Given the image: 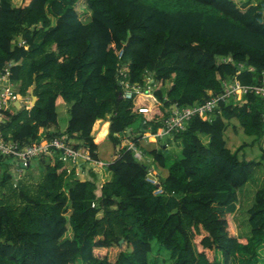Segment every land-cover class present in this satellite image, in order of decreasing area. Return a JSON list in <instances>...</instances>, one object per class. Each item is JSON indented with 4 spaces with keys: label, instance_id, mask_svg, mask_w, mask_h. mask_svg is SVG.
Returning a JSON list of instances; mask_svg holds the SVG:
<instances>
[{
    "label": "trees",
    "instance_id": "16d2710c",
    "mask_svg": "<svg viewBox=\"0 0 264 264\" xmlns=\"http://www.w3.org/2000/svg\"><path fill=\"white\" fill-rule=\"evenodd\" d=\"M81 1L20 0L14 6L0 0V74L8 68L22 101L35 98L31 107L4 111L0 131L19 146L65 135L97 161L92 128L97 120L108 122L117 153L106 167L111 176L100 182L66 177L59 161L40 158L17 178L0 156V264H149L153 240L172 264H257L264 186L247 210L249 234L230 235L238 190L257 163L239 160L223 131L225 120L235 119L245 135L262 142L264 157V98L245 95L220 103L205 120L192 118L172 135L181 154L170 164L158 148L142 150L149 163L141 164L119 149L115 134L128 136L129 128L138 146L132 131H155L167 115L164 97L193 106L208 92L221 93V80L258 84L264 9L250 0H183L192 6L185 10L175 0H169L173 9L158 8V0H83L89 14L83 22L76 11ZM120 50L131 83L154 80L151 95L122 98ZM60 104L69 106V119L64 133L51 134ZM140 107L148 113H138ZM150 166L167 169L159 179L162 195L145 181ZM34 168L40 179L30 183ZM95 173L91 169V178Z\"/></svg>",
    "mask_w": 264,
    "mask_h": 264
},
{
    "label": "built area",
    "instance_id": "2783aa9c",
    "mask_svg": "<svg viewBox=\"0 0 264 264\" xmlns=\"http://www.w3.org/2000/svg\"><path fill=\"white\" fill-rule=\"evenodd\" d=\"M122 57L123 50H120L117 53L118 68L116 70V76L122 91V98L124 100H129L135 95H151L156 88L154 80L147 76L142 79L141 83H131L127 77L128 64L122 63ZM242 68L243 65L239 64L238 70L240 71ZM249 70H252V68H249ZM9 75L8 68L0 74V125L3 122L2 113L13 106L15 101H21L15 85L9 80ZM221 86V93L212 94V92H208V98L203 103L193 106L182 107L176 103H170L169 100L164 97V101L168 103L165 108L166 117L155 122L158 124L155 131H152L150 127L140 130L138 140L141 139L147 143L151 142L161 145L160 139L165 136L172 138L173 133L183 131L192 118L199 117L205 120L211 117L220 103H226L229 100L239 101L245 95L249 94L264 98V74L258 84H241L236 78H233L232 80H221ZM148 111L146 107L138 108V113L140 114H147ZM103 122L102 120H97L95 123H97V126L102 123L101 126L103 127ZM97 126L95 129L93 128L96 135L101 131V128ZM141 126H146V120L141 121ZM115 136L119 139L120 150L125 149L126 151H130L137 161L146 160L149 163L142 149L139 148L129 136L125 134H115ZM0 156L9 157L16 161V167H14L12 171L16 174L17 178L23 175L25 168L29 167L32 162L40 158L48 159L51 165L59 161L62 164L66 177L70 176L72 173L79 178L81 176L83 177L85 174L82 168L84 164L89 165V167L95 171H98L103 166L107 167L108 165L100 161L92 160L86 151H83L81 147L76 146V144L68 140L65 135L56 136L39 143L19 146L16 142L5 140L0 131ZM20 164L22 166H20ZM145 181L154 187V195H162L164 193L160 185V180L153 171L152 166L149 167L145 175Z\"/></svg>",
    "mask_w": 264,
    "mask_h": 264
},
{
    "label": "rangeland",
    "instance_id": "374dc122",
    "mask_svg": "<svg viewBox=\"0 0 264 264\" xmlns=\"http://www.w3.org/2000/svg\"><path fill=\"white\" fill-rule=\"evenodd\" d=\"M12 4L14 6H18L20 0H12ZM157 7L161 9H173L175 4L169 0H158ZM179 1L180 4L177 6L180 9H189L192 6L183 0H175L174 2ZM84 1L82 0L76 7V11L78 12L79 18L86 22L88 20L89 14L84 7ZM252 4H259L264 9V0H250ZM20 99V98H19ZM21 100V99H20ZM22 101V100H21ZM29 101V100H27ZM69 106L66 104H60L56 108L57 112V119L58 125L51 127L52 132L55 133H64L68 119H69ZM95 127L97 123L94 124ZM102 123L98 126L102 130ZM225 129L223 131V139L226 143L227 148L236 153L239 160L244 161H255L257 166L254 168L250 179L246 182L239 190H238V201L236 203V209L232 215L228 217V230L230 235H248L249 234V227L247 225V210L253 203V198L255 192L264 186V157L261 151L262 142L255 139L253 136L245 135L241 128L238 125V122L235 119L225 120ZM97 126V127H98ZM93 126V128H95ZM98 127V128H99ZM50 129V128H49ZM132 134L136 139H139L140 132L137 130H133ZM205 140L204 138H202ZM74 143V140H70ZM162 145L167 144L165 150L161 148V145L145 142L144 140H138V146L142 148V150H151V149H161V153L167 158V164H170L175 158L180 157L181 148L180 146L176 145L170 137H163L160 139ZM75 144V143H74ZM116 151L114 148V140L110 137L106 136L104 140L99 143L96 150V159L104 164H109L114 156H116ZM14 159L8 158L6 159V164L9 167V172L13 173L12 169V162ZM143 165H148L146 160L139 161ZM5 168V166H4ZM155 174L158 178L163 179L167 173L166 168L160 167H152ZM83 170L85 172L84 176L80 177L81 180H89V181H108L111 174L107 171L106 166H103L100 172L95 173L96 178H91V169L89 165L84 164ZM39 170H35L33 172L32 177L33 179H29L30 183L37 181L40 179ZM26 182H29L28 179H25ZM70 236V232L68 231L67 237ZM152 251L148 255L149 264H172V261L169 258V253L159 247L155 240L151 242ZM118 248L117 250H119ZM99 251V252H98ZM98 253H103L104 249H98ZM207 255L209 259L212 257V253L207 251ZM258 256V263L257 264H264V244L260 246L257 250ZM76 264H83L79 261ZM234 264H238L236 261Z\"/></svg>",
    "mask_w": 264,
    "mask_h": 264
},
{
    "label": "water",
    "instance_id": "95a60500",
    "mask_svg": "<svg viewBox=\"0 0 264 264\" xmlns=\"http://www.w3.org/2000/svg\"><path fill=\"white\" fill-rule=\"evenodd\" d=\"M34 101H35V98L31 97L30 101H15L13 103V106L16 109H20L21 107H31L33 105ZM126 133L128 136L130 135V129L129 128L126 129ZM20 166H22V165L20 164Z\"/></svg>",
    "mask_w": 264,
    "mask_h": 264
},
{
    "label": "crops",
    "instance_id": "0c3cea01",
    "mask_svg": "<svg viewBox=\"0 0 264 264\" xmlns=\"http://www.w3.org/2000/svg\"><path fill=\"white\" fill-rule=\"evenodd\" d=\"M103 122V121H102ZM104 124H106V128H105V133H106V135H105V133H104V135L102 136V138L99 140V141H97L96 142V138L98 137V135H96V132L93 130V128H92V135H93V137H94V143L98 146L99 145V143H101L103 140H104V138L107 136V133H108V122H103ZM94 127H95V125H94ZM96 128V127H95ZM94 128V129H95ZM52 129L53 128H50L49 129V132L52 134V133H55V132H52ZM172 139V138H171ZM74 143H75V141H74ZM98 161V160H97ZM35 170H36V168H34V169H32V174H33V172L35 173ZM99 171H101V170H99ZM98 172V171H97ZM39 174V173H38Z\"/></svg>",
    "mask_w": 264,
    "mask_h": 264
}]
</instances>
